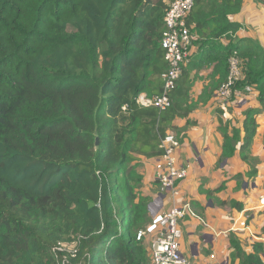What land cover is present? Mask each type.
I'll return each mask as SVG.
<instances>
[{"label": "trees", "instance_id": "trees-1", "mask_svg": "<svg viewBox=\"0 0 264 264\" xmlns=\"http://www.w3.org/2000/svg\"><path fill=\"white\" fill-rule=\"evenodd\" d=\"M172 1L0 0V264H150L147 241L138 239L153 201L141 191L142 158H157L175 119L214 96L235 54L238 86L254 87L260 106L244 111L242 127L221 123V160L239 151L247 176H258L252 149L264 113V46L236 36L244 24L230 17L244 0H195L188 24L197 52L171 106L137 103L142 92L163 90ZM197 79L207 84L195 98ZM228 203L242 207L221 201ZM229 241L230 264H264L263 242L247 251L236 231ZM65 243L75 257L58 249Z\"/></svg>", "mask_w": 264, "mask_h": 264}, {"label": "crops", "instance_id": "crops-1", "mask_svg": "<svg viewBox=\"0 0 264 264\" xmlns=\"http://www.w3.org/2000/svg\"><path fill=\"white\" fill-rule=\"evenodd\" d=\"M252 1L244 0L241 13L231 15L230 18L244 24L236 34L237 37L254 38L264 46V35L260 37L247 30L248 21L254 24L252 15L264 20V11L261 10L259 15L256 10L250 12L255 7L248 11L247 6ZM254 4L257 6V3ZM221 41L227 45L231 40L222 38ZM191 51L192 55L195 54L197 47L194 45ZM209 71L205 70L202 74L206 76ZM205 84V79L196 80L191 91L195 98L201 94ZM257 96V92L245 95L246 99L242 101L244 104L238 106L234 102L225 111L219 107L214 95L188 117H178L173 122L174 128L171 131L180 132L178 135L182 141L178 159L181 164L189 165V175L182 181L181 193L175 200L170 202L166 198L168 205L164 206L163 211L185 203H190L193 208L195 215H187L183 221L184 236L181 241L182 251L191 259L192 264H230L231 231L238 233L247 251H252L255 242L264 243V162L261 164V160L264 161V116L261 114L257 117L259 128L252 149L253 155L260 159L256 178H249V174L247 176L251 166L241 159L239 151L233 157L221 160L224 138L219 131L221 123L226 121L231 126L242 127L244 111L260 106ZM188 120L195 124L187 125ZM155 160L143 157L140 167L144 176L141 191L153 200L159 192ZM239 174L243 175L240 180L236 177ZM223 184L224 188L218 190ZM231 200L241 203L242 207L239 209L229 203L221 204V201Z\"/></svg>", "mask_w": 264, "mask_h": 264}, {"label": "built area", "instance_id": "built-area-1", "mask_svg": "<svg viewBox=\"0 0 264 264\" xmlns=\"http://www.w3.org/2000/svg\"><path fill=\"white\" fill-rule=\"evenodd\" d=\"M195 6V0H175L168 4L165 12V29L161 45L165 50V59L168 69L162 74L163 90L158 95L149 97L142 92L137 97V103L144 107H156L165 110L171 106V94L183 74V69L192 57V47L195 35L191 32L188 18ZM243 80L240 60L235 54L230 58V74L216 91L217 104L227 111V102L232 97H239L253 93L254 87L247 85L239 88ZM126 109V107H124ZM161 154L155 160L156 181L159 194L150 203L151 222L147 228L138 233V239L145 238L150 255V264H191V260L182 251L181 241L184 236L183 221L187 215H195L190 203L173 205L169 210L163 211L166 198H175L181 193V183L189 175V165L181 164L178 152L182 141L174 131H169L161 140ZM202 220V218H201ZM68 246V248H67ZM60 251L75 257L77 249L74 245L63 244ZM64 263L67 256L64 255ZM264 261V254H263Z\"/></svg>", "mask_w": 264, "mask_h": 264}, {"label": "rangeland", "instance_id": "rangeland-1", "mask_svg": "<svg viewBox=\"0 0 264 264\" xmlns=\"http://www.w3.org/2000/svg\"><path fill=\"white\" fill-rule=\"evenodd\" d=\"M255 1L253 0L251 3H250V5H249V7L247 6V9H248V11H250V8L252 7H255L253 10H251L250 12L251 13H253V11H255L256 10V14H260V11L262 10V11H264V6L263 5H260V4H257V6H255ZM253 16V19H254V24H252V22H249L247 19H248V17L246 18V20L248 21V24L246 25V26H248L249 28H247V30H249V31H252V32H254V33H256V35H259L260 37L262 36V35H264V28L262 29L261 28V26L262 25H264V20H262L261 18L260 19H258L259 17H257V16H254V15H252ZM200 82V81H199ZM248 94H250V93H247V92H244V94L243 95H241V96H239V97H232V99H230L229 100V102H227V109H229V107H231V105L234 103V102H236V104H238V106L239 105H242V104H244L242 101H243V99H246L244 96L245 95H248ZM240 103V104H239ZM220 107V106H219ZM221 108V107H220ZM219 108V109H220ZM222 109V108H221ZM262 116H264V113L262 114ZM263 145H264V143H263ZM262 162H264V161H262L261 160V164H262ZM261 164L259 165V166H261ZM238 180H240L239 178H238ZM240 183H242V181H240ZM263 187V186H262ZM158 194H159V192H158ZM157 194V195H158ZM169 201L170 202H173L172 200H171V197H169ZM187 202V201H186ZM166 205H168V203H166L164 206H166ZM244 243H248V241H245ZM67 248H68V246H67ZM188 257V256H187ZM190 259V258H189ZM191 260V259H190ZM192 264V263H191Z\"/></svg>", "mask_w": 264, "mask_h": 264}, {"label": "clouds", "instance_id": "clouds-1", "mask_svg": "<svg viewBox=\"0 0 264 264\" xmlns=\"http://www.w3.org/2000/svg\"><path fill=\"white\" fill-rule=\"evenodd\" d=\"M194 46V45H193ZM216 93V92H215ZM215 95V94H214ZM224 110V109H223Z\"/></svg>", "mask_w": 264, "mask_h": 264}, {"label": "water", "instance_id": "water-1", "mask_svg": "<svg viewBox=\"0 0 264 264\" xmlns=\"http://www.w3.org/2000/svg\"><path fill=\"white\" fill-rule=\"evenodd\" d=\"M226 259H227V258H226ZM226 263H227V262H226ZM226 263H225V264H226Z\"/></svg>", "mask_w": 264, "mask_h": 264}]
</instances>
